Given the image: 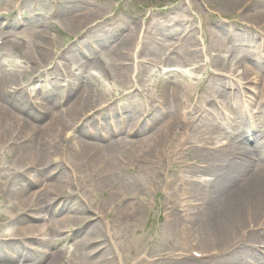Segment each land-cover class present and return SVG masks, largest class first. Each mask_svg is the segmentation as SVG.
<instances>
[{
  "label": "rangeland",
  "instance_id": "374dc122",
  "mask_svg": "<svg viewBox=\"0 0 264 264\" xmlns=\"http://www.w3.org/2000/svg\"><path fill=\"white\" fill-rule=\"evenodd\" d=\"M68 12L73 15H81L82 23L86 22L87 25L83 28L76 26L73 18L67 16ZM23 31L36 32V34L44 32L46 35L49 33L51 37L43 40V50L46 55L50 56V60L45 63L41 61L38 70L32 75L24 73L23 68H36L37 62L34 64L33 61L34 55L38 52H34L36 47H32L30 42V37L33 34L25 39L28 43H24V38L21 35ZM128 36L131 37L130 47L134 50L137 41L139 48L135 49L134 53L130 51L129 57L123 61L127 68L123 76L119 74L115 52L121 41ZM166 42L173 44V48L165 49ZM68 52L70 55L62 58ZM205 56L209 61H203ZM186 59L189 60L190 65L184 63ZM167 63L172 64L170 71L173 72L167 73L165 70L169 68L165 66ZM243 63L252 67L253 70L251 74L240 70L241 85L236 79L229 76L228 72L231 71L233 65L236 67ZM0 66H4L9 71L18 69L20 74L11 79V85L20 82L25 86V84L31 83L29 86L32 87H28L31 93L40 87L47 91L60 85V87H56L57 93H54L56 88L51 91L54 93L51 98L52 103L61 98L62 103H58L57 107L59 111L65 110L87 86L89 88L91 85V89H93L91 93L94 98L106 105L101 108L99 113L86 117H93L92 122L83 120L85 132L94 126L95 118L106 119L108 116L116 114L117 110L119 111V106L127 104L141 108L140 112L130 117L132 120L138 116L137 120L132 121L138 122L139 118L147 116L144 114L142 106L145 105V101H148L146 95L149 92L158 91L164 97H169L175 89L183 94L187 90L186 84H193L197 90H189L193 96L185 106L187 108L190 105L194 107L197 105L199 97V101L204 102L209 110H204L198 118L193 119L192 134L195 139L214 138L216 134L211 131L212 125L221 121L222 118L234 125L232 122L236 111L241 112L244 119H250L252 112L255 111V119L260 129L264 131V0H0ZM199 66L203 68L198 70ZM108 85H111L112 89L108 88ZM200 85L203 88L198 89ZM248 85H251V90ZM76 88H79L77 92ZM9 90L12 92L11 89ZM200 90L202 92L199 94ZM29 91L28 93H30ZM71 94L75 95L67 100L68 95ZM25 97L27 101L30 99L37 105L36 100L28 95ZM247 97L250 99L252 110L250 107H244L243 101ZM169 99L172 104L169 110L166 105L160 104L159 100L154 102V105L160 106L161 115L164 107L167 109V113L163 114L165 117L163 122H168L181 114L180 105L182 103L172 97ZM8 100L3 101V104H11ZM40 109V106L37 105L38 112ZM158 115L159 113H157V117H159ZM142 118L143 124L145 121H142ZM47 120L48 117L39 124L43 125ZM145 120L152 123L149 119ZM198 126H202L203 131H197ZM223 127L227 131L233 130L234 133L241 136V129L228 124H223ZM157 128L160 126L158 125ZM153 132L150 129L146 130L143 135L136 136L134 141L147 138ZM247 137L250 139L248 134L242 138L248 141ZM169 140L170 137H165L163 141L153 147L154 149L152 148L156 152L151 158L154 163L149 164L147 168L145 165H141L139 171H136L134 170L135 166L129 164L127 174L131 180L130 190L128 189L130 192L129 201L135 204L137 213L134 212L133 216L129 218L131 220L128 230L130 244L120 248L123 264H223L229 262L221 258L219 254L216 257L215 253L210 257L207 255L206 258L194 255L177 257L172 254L177 246L181 247V244L185 242L186 238L183 236L185 227H189L190 233L194 235L192 239H194V243L199 244V248L209 249V239H206L209 237L210 222L207 206L199 208L200 216L192 218V220L191 218H176L175 220L172 218L169 222L167 213L173 210V207L178 209L179 204L174 205L169 201L167 188L160 189L161 182L167 178L168 174L178 179V183L185 182L180 179L181 174L188 175L189 177L187 176L186 179L190 178L192 181L196 178L191 175L198 174L197 177H202L197 180V185L188 184L186 188L199 189L197 194L204 193L202 191L203 179L212 176L214 174L213 167L218 164L211 153L214 150H220L216 146L221 143L211 144L209 141L208 150L205 147L193 146L197 141L190 139L187 144L188 149L182 152L177 151V153L175 151L174 154L172 140ZM213 147L215 149H212ZM228 148L223 151L226 152ZM164 149H167L166 156H163L162 153ZM18 155H15L18 164H12L14 168L10 167L7 174L1 173L2 178L11 177L14 179L16 167L25 164V160ZM4 160H6L4 149L0 148V165H7ZM255 160L253 165L257 163L256 166L262 168L263 165L259 166ZM60 166L72 170V166L67 162L60 163ZM208 166L212 167L210 172ZM44 167L43 165L41 169L45 171ZM180 170L184 172L181 173ZM22 177L28 182L34 183L35 179L28 174H22ZM104 184L100 188L95 186L100 198L108 195L110 190L115 192L122 190L121 186L119 189L114 185L109 186L110 183H108L105 188ZM39 187V184H36L31 189L32 191L38 190ZM152 189L154 190L152 191ZM170 191L173 194V190ZM0 195L4 196L1 192ZM84 196L82 213L87 220L86 225L83 226V233H79L73 241L69 242L46 241L44 243V240H35L31 245V242L25 240L7 241L8 237L5 236L4 227L8 215L2 207L4 204L13 203V198L9 193L6 198L0 200V241H4L3 244L0 242V248L13 243V245H20L22 249L35 251L37 257L31 261V264H48L55 256L56 251L63 248L65 259L57 262L58 264H68L73 258H75V262L86 264L79 259L80 247L75 251L77 253H73L76 248L73 244L76 239L80 240L85 236L90 227H94L95 224L101 226L103 222L94 214L93 207H89L88 192ZM62 199V203L74 205L77 198L65 194ZM54 208L56 206L53 205L51 209ZM51 209L47 215L52 219H55L53 218L55 214L60 219H68L70 215L75 216L77 213L75 210H71L72 208H61V210L57 208L56 213H51ZM122 209L121 205H114L117 219H121L120 210ZM192 212H196V210H192ZM244 212L242 224L238 225V227L242 226L241 230L247 226V220L255 223L260 220L262 224L248 227L244 232L235 227L237 233L233 234L230 240L227 237L222 239L227 240L228 245L230 244L231 247L228 250H239L244 246L252 250V256L256 259L259 256L264 259V207L254 205L246 207ZM25 217L32 219L29 215ZM34 221L47 224V221L43 222L38 219ZM67 221L70 226L66 233H70L71 230L74 231L76 224L71 223L70 220ZM63 229L67 230V228ZM103 233L98 235L97 241H104L106 235ZM54 236L55 239H58L56 235ZM117 244L119 245V243ZM221 244L223 243L221 242ZM31 246L39 249L44 248L47 252L41 253V250L36 251L29 248ZM95 246L97 244L83 251L92 250ZM219 246L217 245L218 248ZM134 249L139 250L135 253ZM71 255L74 257H70ZM10 263V260L9 262L6 260L0 262V264ZM24 263L26 264L21 261L17 264Z\"/></svg>",
  "mask_w": 264,
  "mask_h": 264
},
{
  "label": "bare ground",
  "instance_id": "6f19581e",
  "mask_svg": "<svg viewBox=\"0 0 264 264\" xmlns=\"http://www.w3.org/2000/svg\"><path fill=\"white\" fill-rule=\"evenodd\" d=\"M67 16L73 18L78 27L83 28L87 25L86 22L82 23L81 15H73V13L68 12ZM21 35L24 38V40L22 39L24 43H28L25 39L31 35V45L34 48L36 47L34 52H38L34 55L33 61L34 64L37 62L36 68H23L24 73L32 75L38 70L41 61L45 63L50 60V56L46 55L43 50V40L51 37L49 33L46 35L44 32L36 34V32L23 31ZM130 45L131 37L128 36L121 41L118 50L115 52V61L118 63L117 66L120 70L119 74L123 76L127 69L123 61L129 57L130 51L134 53L139 48L137 41L134 45V50ZM173 46L170 42L164 44L167 50L173 48ZM69 55L70 53L68 52L62 58ZM203 61H209L208 57L205 56ZM184 63L190 65L188 59ZM171 65L169 63L165 65L169 67L165 69L167 73L173 72L170 71ZM55 68L57 67L55 66ZM202 68L201 66L197 67L198 70ZM135 69L137 68L135 67ZM241 69L247 74H251L253 70L252 67L243 63L236 67L233 65L228 75L242 85L240 78ZM18 74H20L18 69L9 71L4 66H0V148L4 149L6 158L4 161L7 162V165H0V174H7L10 167L14 168L12 164H18V159H15V155L19 154L18 156L25 160L23 166L16 167L14 179L0 176V192L4 194V196L0 195V200L6 198L9 193L13 198L12 204H4L2 207L8 215L4 227L5 236L8 237L7 241L18 242L25 240L31 242V245L34 244L35 240H44V243L46 241H59L60 243L73 241L79 233H83V226L86 225L87 218L82 212L84 210V195L88 192L89 207H93L94 214L101 219L103 224L101 226L95 224L94 227H90L87 234L81 237L80 240L76 239L73 244L76 246L73 253H77L75 251L80 247L78 252L80 255L79 259L83 261L80 262L86 264H123L120 248L130 244L128 230L131 220L129 218L133 216L134 212L137 213L135 204L129 201L131 185V180L127 175L129 164L131 163L130 165L135 166L134 170L136 171H139L141 165H145L147 168L149 164H153L154 161L151 158L156 153L153 147L163 141L165 137H170V140H172V151L174 154L175 151L177 153V151L182 152L188 149V141L194 139L197 142H194L193 146L205 147L208 150L209 141L211 144L221 143V145L216 146L220 150H214L211 153L218 164L213 167L214 174L203 179L204 186H202V191L204 193L197 194L199 189L190 190L186 188L188 184L197 185V180L202 177H197L198 174L191 175L196 178L194 181L190 178L186 179L188 175L181 174L180 179H183L184 183H178V179L168 174L167 178L161 182L160 189L166 187L169 201L174 205L176 203L179 204L178 209L173 207V210L167 213L166 216L169 222H171L172 218L173 220L176 218H191L192 220V218L200 216L199 208L207 206L210 224L209 237L206 240L209 239V249L199 248V244L197 242L194 243V239H192L194 235L190 233L189 227H185L183 230V236L186 238L185 242L181 244V247L177 246L174 250L175 254H172L177 257L194 255L203 258H206L207 255L210 257L219 254L221 258L229 261L223 264H264V259L261 256L257 259L253 257L252 250H249L248 247L243 246L239 250L233 249L234 251L228 250L231 247L230 244L228 245V241L222 239L227 237L230 240L233 234L237 233L235 227L237 228L238 225L242 224L246 207L254 205L264 207V131L260 129L259 125L252 126L251 130L248 119H244L241 112L236 111L232 122L234 125L222 118L221 121H217V123L212 125L211 131L216 134L214 138L195 139L192 134L193 119L198 118L204 110H209L204 102L199 101V97L197 98L198 103L194 107L192 105L188 108L185 106L191 101L193 96L189 90H197L193 84H186L187 90L183 94L173 89L169 96L174 100L178 99L182 103L179 117H173L170 121L163 122L165 118L163 114L167 113V109L164 107L161 115L160 106L154 105V102L159 100V103L166 105L169 110L172 106L171 100L169 97L159 94L158 91H152L146 95L148 101H145V105L142 106V110L147 116L141 117L142 121L149 119L152 123H148L145 120L142 124L141 118H139L138 122H132L134 119L137 120L138 116L132 120L130 117L140 112L141 108L127 104L126 106H119V111L117 110L116 114L108 116L106 123L105 121L104 123L98 122L100 119L105 120V118H95L94 122L97 121L95 123L96 126L94 124L93 128L91 127L85 132L83 130V120L92 122L93 117H86L99 113L101 108L106 105L94 98L91 93L93 90L91 85L89 88L87 86L82 94L77 96L65 110L59 111L57 107L59 106L58 103H62L61 98L54 103H52L53 100L51 98L54 93H57L56 87H60V85L47 91L40 87L38 90L34 89V93H31L28 90V87H32L29 86L31 83L25 84V86L21 85L20 82L11 85V79ZM137 82L139 81L137 80ZM248 86L251 90V85ZM55 88L56 91L54 90ZM108 88L112 89V86L108 85ZM199 88H203L202 85ZM52 89L54 93L51 92ZM78 89L76 88L75 91L77 92ZM202 90L198 93L200 94ZM223 92L225 93V91ZM26 95L38 102L37 105L41 108L40 112L37 111L36 103L30 99L27 101ZM74 95H68L67 100ZM7 99H9L8 101L11 104L4 105L3 101ZM243 102L244 107L250 105V100L247 98ZM157 113H159V117H157ZM47 117L46 123L43 125L39 124ZM256 122L253 121V124ZM223 124L241 129V136H238L239 134L237 135L233 130L227 131V125L224 128ZM158 125L160 128H157ZM149 129L154 131L152 135L134 141L136 136L143 135ZM197 131H203L202 126H198ZM246 134H249L250 137V139L247 137L248 141L242 138ZM253 136H255L256 140L257 136L259 137L260 141L258 144L256 142L251 144V137ZM216 139L219 141L217 142ZM225 148H228L226 152L223 151V149L226 150ZM212 149H215V147ZM166 150L162 151L163 156L168 154L165 153ZM254 158L258 159V163L261 166L263 165L262 168L253 165ZM137 160L138 163H136ZM64 162L72 166L71 171L67 167L60 166V163L64 164ZM43 165L45 166V171L41 169ZM208 169L210 172L212 167L209 168L208 166ZM180 172L184 171L180 170ZM22 174H28L33 177L35 179L34 183L28 182L22 177ZM108 183H110L109 186L114 185L119 189L121 186L122 190L116 192L110 190L108 195L100 198L95 186L100 188L104 184L106 188ZM36 184H39L40 187L38 190L32 191L31 188ZM170 190H173V194ZM65 194L76 196V203L74 205L66 202H64L65 204L62 203V197ZM202 195L207 196L203 197ZM53 205L56 208L52 210ZM114 205L122 206L123 209L120 210L121 219H117ZM57 208L59 210L61 208H72L71 210H75L77 213L75 216L70 215L68 219H60L57 214L53 216L55 219L48 217L47 212L49 213L51 209V213H56ZM192 210H196V212H192ZM27 215L32 219L26 218L25 216ZM35 219L43 222L47 221V224L36 223ZM67 220L76 224V228L74 231L71 230L70 233H66L69 231L70 226ZM256 222L247 220V226L242 230V226L238 228L241 232H244L248 227H256L262 224L260 220ZM63 228H67V230L65 231ZM100 233L106 235L104 241H97ZM54 235L58 239H55ZM0 242L1 244L4 243V241ZM94 244H97L94 249L83 251L94 246ZM102 245L104 247H101ZM17 247L19 249H16ZM29 248L36 251L41 250V253L47 252L44 248L39 249L35 246ZM138 250L134 249L135 253ZM72 255L70 257H74ZM35 257H37L35 251H30L26 248L22 249L20 245H13V243L6 244L0 248V262L5 260L9 262L10 260V264L21 263V261L31 264ZM64 259L65 255L63 254V248H61L56 251L55 256L52 257L48 264H58ZM70 262L68 264H80L75 262V258L73 260L70 259Z\"/></svg>",
  "mask_w": 264,
  "mask_h": 264
}]
</instances>
